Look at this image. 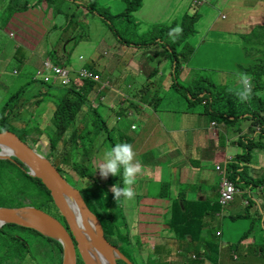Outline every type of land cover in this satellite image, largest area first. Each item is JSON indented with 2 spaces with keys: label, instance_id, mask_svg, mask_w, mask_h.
Segmentation results:
<instances>
[{
  "label": "rangeland",
  "instance_id": "rangeland-1",
  "mask_svg": "<svg viewBox=\"0 0 264 264\" xmlns=\"http://www.w3.org/2000/svg\"><path fill=\"white\" fill-rule=\"evenodd\" d=\"M73 2L74 0H38L36 6L33 7V9H38V12L33 11V15L29 16L28 13L30 12V9L24 11L23 13L25 14L20 21L21 27L19 28V32L23 34V37L26 40V42L24 43L25 45L17 40L15 34L17 35L18 33L15 30H12L13 36L8 33L7 37H0V52L3 48H6L10 53L8 61H6L4 64H0V112L4 111L7 101L12 99L17 93H21L20 98L18 99V105L15 107L14 111L20 113L18 115V121L21 122L22 120H24L27 122V120L29 119L27 127H32L37 132H44L43 134L39 135V140L34 143V147L41 150V155L44 154L47 157L50 155V141L48 136L51 135V133L55 130V126L51 122V105L54 106L53 95L59 93L60 90H58V88L54 86L55 88H53L51 91H48L49 89L45 85L33 83V76L39 77V72H42L53 65L58 66L61 70L68 71L70 74L69 77L72 80L97 78L99 87L101 88L96 90V92L104 93L106 95V98L110 99L111 105L112 103L115 104L118 96L119 99L121 98V96H124V93L122 91L123 87L116 86L121 85V83H126V85H129L131 87V91L134 95H138L140 90L143 91L144 94H148L149 101L146 103V105L152 104L155 107L160 106L158 109H160L161 107H178L179 104L177 102L170 101V98L173 96L178 100H183L180 107L182 111H184L185 109L194 111L192 118L201 121L205 120L203 115L200 113L204 109L202 104H199L198 102H184V100H186V95L180 92L181 89L178 90V88L173 87L169 91L170 88H165L164 85H168V78H146L147 76L143 74L145 73L143 72V68L145 65V61L146 63L151 62L150 60H148V55H151L152 58L155 59L153 61L154 63L158 64L159 62L162 66L169 67V71H172L173 78L175 76L174 82L179 81V84H183L187 87L191 86L192 84H202L205 82H207L206 88L209 90H215L213 85H215L218 89H222L224 87L221 85L227 84L228 91H233L240 87L236 75L220 73L214 70L193 71L192 73H190L191 75L188 80L186 79L187 77L183 78L186 71H182L181 68H177L178 71L176 75L173 74V72H175V61L172 65L170 59H165V56H167L166 51L163 52L162 50L159 51L153 49L152 46L154 45L153 42L156 41L154 39L159 38L160 29L162 26L163 29L166 27H170V29L172 30L173 28L175 29L177 27L181 29L182 22L179 25L172 24L170 26L165 25L167 22H163V25L158 26V30L154 31L153 28L150 31H147L144 30L143 27L139 28L138 26L136 30L135 21L132 20V18L130 21L125 20L121 22L119 21V19L113 20V24L119 29L120 34L127 38L130 42H147L144 43L147 45L143 44V48L145 49L144 51H140L138 48H135L133 46L129 47L128 50L126 47L119 44H117L116 46H111V44L114 43L113 41L116 40L113 38V36H109V39L107 41L104 40L102 44H98L102 40V38L107 35V33L110 34V30L105 26L104 20L100 21L98 19L99 17L94 15L92 11H89L87 7L81 5L80 2H84L86 4L85 6L93 8L95 13H102V9H104V7L102 6V3H104L103 0H75V3ZM73 5L80 10L76 7H73ZM70 7H73L71 9V13L75 14L76 16L73 22H71V19L68 20L64 16L55 17L56 15H58L59 11L64 13ZM83 7L87 12L84 13L83 16H81V13H83L84 11V9H82ZM1 9L2 5H0V10ZM67 13L69 12L67 11ZM199 14L201 16V21L199 23L201 31L205 26L209 24L211 20L213 22H221L218 17V11L214 9L212 5L204 4L200 6ZM223 15L227 16L226 12H224V10H221V16ZM190 16L191 15L188 14L187 17ZM8 19L9 17L4 12L0 13V30L4 28V25L7 23ZM261 25H264V20L261 22ZM54 27L56 28L54 29ZM238 27L236 29H238ZM244 27V25L241 26V29H244ZM249 29L250 27H248L246 31L249 32ZM212 33L216 34V31H213ZM232 34V31L224 34L222 42L217 39L206 41V43L202 45V49L205 53L199 55H191L187 63L196 64L199 62L207 61L214 68L218 69L220 67H224L228 62L232 61L231 59H233V55L235 52L234 47L229 44ZM166 35L169 36V38H167L164 35V39L167 40V42L171 41L172 43L176 42L178 44V38L175 34H173V36H170L168 34ZM174 36L175 38H173ZM77 37L88 41L80 40ZM77 40H79V43L75 45V42ZM158 42H160V39H158ZM189 44L192 46L191 43ZM210 46L223 47L224 52L211 54L206 50V48ZM47 50H54L61 63H56L51 58L44 57L43 53ZM121 50H124V52ZM151 50L153 52L150 53ZM182 50L183 47L178 46L176 52L172 51L174 60H177L178 55L176 53L180 52L181 55ZM18 51L19 53H17ZM132 51L133 54L131 53ZM96 55H98L97 58ZM180 55L179 58L181 57ZM130 56L131 58L128 61V58ZM24 57H27L24 62L21 63L18 61ZM100 57H103V60L97 62ZM157 57H161V60L156 61L160 59ZM67 61L69 62L68 64ZM96 63H98V65ZM130 65L134 66L137 70L130 69ZM228 66L230 67V64H228ZM91 68L100 70L101 75L97 76L95 72L90 70ZM116 73L121 74L122 78L116 77ZM159 75L170 77L168 75L167 69L162 70ZM115 78H119L120 82H118L117 85L111 86V82L112 80H115ZM195 78H197V80H195ZM150 79H152V82L149 81ZM106 82L110 84L106 86ZM65 83L66 81H63L58 84L64 85ZM254 86L255 82L254 80H252V88ZM258 86H262L264 88V77L260 80ZM262 97H264V93ZM91 98H94V94L91 96ZM129 105L130 104H127L122 110L118 111L116 109H110L112 111L113 118L115 119V123L110 124V127L116 126L117 128V132H115V134L113 133L114 136H112V139L115 140V142H129L130 144H132L136 152V159L139 160L143 166H145L149 163L151 164V158L153 154L160 156L163 151L161 147H157L162 143L159 142V140L161 139L153 140V134L160 128V119L164 122L165 116L161 112H159V115L154 117L153 114L149 112V109L151 110L152 106L150 105L148 109L147 107H144V104L139 102H135L134 104H132L131 111L128 110L127 112L126 107ZM104 112L105 107L99 108L100 114L104 115ZM116 113H119L117 115H119L120 117V120H118V122L116 121ZM181 119L182 116L180 113H178L176 120L180 122ZM194 121L195 120H193L192 122ZM109 122L110 121H108V123ZM170 123H174V120H171V117L167 118V124ZM223 126V123H218L217 128H213V130H220ZM229 127V133H231L230 138H232L233 135L237 133V130L240 127H242L243 129L242 134L248 136L254 135L253 129H250L247 126L246 122L236 123L233 126ZM15 128L17 133H21L18 127ZM81 128L82 126L78 127V133H80ZM118 128L121 130V133L125 135V138H131L132 140H126L125 138H122L120 131H118ZM140 135L145 136L141 140H138ZM106 136L107 134L103 132L98 137H95V143L93 144L88 154V158L91 157L90 163H86L87 166H92V169H94L96 173L98 172L99 174L100 172L98 168L102 161L103 152L107 148L112 146L111 142L104 143ZM217 138L219 139V136ZM217 138H215V140ZM202 139H205L207 141V145L205 147H208L210 149L213 148L215 152L219 154L217 156L214 155L215 158L211 162H208V168L212 167L213 174L217 176L216 179L218 182L220 178L218 172L222 173V171L217 170V166L216 168L214 167L215 163L219 161V163L221 162L220 164L224 167L225 165H227V163H231V161L228 160H232V158L236 155V152L234 153L227 146L221 147L219 145H216L217 147H215L212 144V136H210L208 133H205V130L201 131L199 137L200 142L202 141ZM103 143L105 148L101 147ZM171 145L172 143L168 142L166 144V147H169ZM198 146L200 147V152H198L197 155L192 156V160H190L191 157H188V159L186 160V162L188 161L191 163V167H188L190 169V173L186 171L185 175L189 174L190 176L191 172H193V174H197L198 166L196 165H198L202 160L201 152L206 150V148L203 145H200V143ZM236 148L239 152L240 149L238 147ZM94 152L95 156H93ZM261 159L262 157H259V161ZM258 165L261 166V162H259ZM215 169L218 172L215 171ZM259 169L260 171L251 166L248 172L246 171L247 174H245L244 179L247 180V178L249 177H257L258 175H260V172L262 176H264V174L262 173V169H264V167H261ZM122 172L123 169L121 168V173ZM225 174L227 175V170ZM114 177L117 180L122 181V175ZM200 181L202 183L204 182L203 180ZM115 184H120L121 187L123 186V184L120 182L109 184L108 189L110 190L111 194L110 196H108L107 194L103 195L102 203L104 208L116 214L118 225L123 226L124 221L126 222V210L123 206L127 204L130 207V200H127L124 203L125 199L121 198V200L117 203L114 198V194L111 191L112 186ZM239 189L241 190V192L239 194H236L235 200L233 201V206L235 208V212L233 215L236 217H233V219H231L230 216H228L231 214V212H228V209L231 208L230 204L224 207L223 205L220 206L217 203L210 209L209 212L213 213V216H211V214H208V217H206V219L209 217H213V219L210 221L208 220V222L205 223L206 229H202L204 227V223L201 226V229L203 231L205 230L203 240L208 244L211 243L212 251L210 248L209 250L207 249L208 246H206L205 249H195L194 247H190L188 250V254L180 255V252H182V248L178 247L174 241L166 240V242L162 241L157 245L156 240L153 237H150L148 238V245L152 250L149 253H143L154 255L156 254L154 253L155 248H165V246L168 245V253L174 257L169 261H175L171 264H216L225 259L227 261V264H264V240L261 238L263 234L258 228L260 224L256 222V207H251L252 211L250 210L249 218H237L238 216H243L246 213L245 201H248L249 198L253 200V197L257 194V190L256 188L252 189L251 193L253 196L249 194V185H247L245 181L240 184ZM204 196L205 194L203 193L202 197ZM4 200L6 201V199H1V201ZM209 201L217 202L214 198L210 199ZM0 204V207H16L25 203L22 202L17 204H2L1 202ZM37 206L40 207L41 205L33 204L32 206L26 205L23 207H34L38 210L44 211L41 208H37ZM96 215L95 217L97 218ZM259 215L264 216V212L259 210ZM167 219H169V217H167ZM129 221H131V218L129 219ZM190 224L192 225L193 222H191ZM192 228L194 230L195 224H193ZM19 231L23 232V234L28 237L33 235V232L28 228L20 229ZM122 231H124V227ZM191 233V236H194V239L196 240L198 237L197 233ZM173 239L177 240L176 236ZM215 249H217V251ZM260 249H262V251ZM120 251L124 253V255L131 262V259H133L136 264H155L150 256H146L143 254L141 255L140 253H133L136 256L137 261H135V259L131 256L129 249L124 246L121 247ZM194 253H200V259H202V261L198 259L199 257L197 255H193ZM31 254V257L27 259L25 264H33V253ZM166 254L167 252H162V255ZM39 257L43 261V256ZM156 258L158 257H155V260H157ZM229 258L231 259V261ZM53 264H57L56 261ZM132 264L134 263L132 262Z\"/></svg>",
  "mask_w": 264,
  "mask_h": 264
},
{
  "label": "trees",
  "instance_id": "trees-1",
  "mask_svg": "<svg viewBox=\"0 0 264 264\" xmlns=\"http://www.w3.org/2000/svg\"><path fill=\"white\" fill-rule=\"evenodd\" d=\"M9 1L15 4L14 8L10 6V9L13 12L14 9L18 12H24L36 6L34 4L33 6L31 5L32 0ZM124 1L126 3L125 11L122 14L116 15H113L106 8L102 9V13H95L93 8L85 6L86 4H80L87 7L89 11H92V13L99 17L101 21L104 20L105 26L110 30L109 32L112 33L118 42L120 41L123 44L130 45L133 42H130L127 38L120 34L119 29L113 24V20L119 19L121 22L125 20L130 21L132 18V20L135 21L137 30L139 23L133 17V14L142 6L143 0ZM207 1L208 0H194V4L196 6H200L207 4ZM73 3H75V0ZM73 7L76 6L73 5ZM73 7L67 9L69 13H67V11L64 13L59 11L58 15L55 17L64 16L68 20L71 19V22H73L76 18L75 14L71 13V9ZM199 19L200 14L198 12H194L190 17L183 19L181 25L182 32L177 36L178 44L176 42L172 43L171 41L167 42V40L164 39L165 36L169 38L166 34L169 35V32L172 30L170 27L163 29L162 26L159 38L154 39L156 40L153 42L154 44L160 43L164 46V48L166 47L167 50L165 49V51L167 52V56L172 65L175 61V75L178 71L177 68H181L183 63H187L189 61V57L195 51V48L186 42V40L189 36L196 32L195 27ZM55 28L56 27H54V29ZM77 38L80 39L79 37ZM158 39H160V42H158ZM240 40L247 55H259L257 60L258 63L256 62V64L241 70V72L250 74L253 77L252 80L255 82L251 99L248 102L240 103L236 96L233 95L235 90L228 91V88L226 87L222 89L214 87L215 90H209L206 88L207 82L202 84H192L187 87L183 84H179L178 81L174 82L175 84H172L169 91L173 87H176L178 90L181 89L180 92L182 94L186 95L185 97L188 102H198L199 104H202L204 109L200 113L206 119L205 124L211 122L224 124V128H221L218 131H210L216 132L215 136H219V143L226 145L234 153L236 152V155L232 158V160H228L231 161V163H227L226 165L227 177L237 188H240V184L245 181L246 184L249 185V194L252 195V189L256 188L257 195L261 196L260 198L262 199V202L254 199L252 200L250 198L248 201H245L246 213L243 216H238L237 218H249L250 210L252 211L251 207H256V222L260 224L258 228L264 235V216L259 215V210L264 212V176H262L260 172V175L257 177H249L247 180L244 179L245 174H247L246 171L248 172L249 168L254 164L257 165L259 157H264V97H262L264 88L262 86H258L260 80L264 77V25L255 26L249 33H240ZM78 43L79 40L75 42V45ZM178 46L183 47V50L181 55L180 52L176 53L178 55L177 60H174L172 51L176 52ZM43 54L44 57H49L54 62L61 63L54 50H47ZM179 55L181 56L180 58ZM68 63L69 62L67 61V64ZM90 70L95 72L97 76H100L94 68H91ZM97 80L71 79L70 83H66L62 86L50 83L43 84V79L33 76V83L45 85L48 87V91L55 88L54 86H57L58 90H60L59 93L53 95L54 106L51 105V122L54 124L55 130L48 136L50 141V155L48 157L45 155V157H47L46 159L53 164L58 172L72 186L80 191L89 210L94 215L97 213L96 216L103 227L106 239L112 245L121 250V247H126V245L130 243L129 234L125 232L124 224L123 226L118 225L116 214L104 208L102 198L105 194L110 196L111 192L108 189L109 184H114L116 182L122 183V181L117 180L113 175H109L107 178H102L98 172L96 173V171L92 169V166H87L86 164L87 162L90 163L91 157L88 158V154L95 143V137H98L100 134L105 132L107 136L104 143L111 142L112 145L119 143L118 141L115 142V140L112 139V136H114L113 133L115 134V132H117V128H107V122L113 119V114L110 109L115 110L116 108L111 105L110 99L106 98L104 93L96 92V90L101 88L99 87ZM195 80H197V78H195ZM93 94L94 98H91ZM20 95L21 93H17L12 99L7 101L4 111L0 112V129L16 133L23 142L41 154V150L34 147V143L39 140V135L44 132H37L34 128L27 127L29 119L27 122L24 120L21 122L18 121V115L20 113L14 111L15 107L18 105ZM138 95L143 96L145 94L140 90ZM101 107H105V112L103 113L104 115L99 113V108ZM244 122L247 123V126L250 129H253L254 135L248 136L242 134L243 129L240 127L237 130V133L230 138L231 133H229V126ZM79 126H82L80 133H78ZM15 127H18L21 133H17ZM208 128L209 126L206 127V130H208ZM120 134L122 138H125L123 133L120 132ZM125 139L132 140L131 138ZM104 143L101 146L102 148H105ZM236 147L240 149L239 152ZM161 149L163 150L164 148L161 147ZM217 155L219 154H216V156ZM93 156H95V152L93 153ZM190 160H192V157ZM1 199H6V201H1ZM1 202L2 204L25 203L16 207H23L26 205L32 206L33 204L41 205L40 207L37 206V208H41L46 213L57 218L67 228V230H69L65 218L56 207L49 190L40 179L34 178L29 174L28 169L22 162L13 157L10 159H0V203ZM217 203L221 206L219 202H214L213 205L215 206ZM206 214L207 211L202 209L197 218L191 216L188 222L179 224V227H183L186 231L187 228H192L190 222L193 221L195 228L200 230V234L201 226L204 223ZM124 223L126 222L124 221ZM173 226L176 230V225ZM123 227L124 231H122ZM24 228L25 227L14 224H6L0 228V264H25L27 259L31 257V253H33V264H53L55 261L57 264H62L63 249L61 244H59L56 240L47 238L39 232L29 228L28 229L33 232V235L30 237L25 236L23 232L19 231ZM263 235L261 238L264 240ZM207 246V249L209 250L210 248L212 251L211 243ZM215 250L217 251V249ZM260 250L262 251V249ZM77 254V264H85L83 258L81 257V253L77 251ZM122 254L124 255V253ZM39 256H43V261ZM131 260L134 264H136L133 259ZM116 264L127 263L119 259L116 261ZM216 264H225V262L223 260Z\"/></svg>",
  "mask_w": 264,
  "mask_h": 264
},
{
  "label": "crops",
  "instance_id": "crops-1",
  "mask_svg": "<svg viewBox=\"0 0 264 264\" xmlns=\"http://www.w3.org/2000/svg\"><path fill=\"white\" fill-rule=\"evenodd\" d=\"M37 1L38 0H32L31 5H36ZM103 1L104 3H102V6L108 9L113 15L122 14L126 9V3L124 0ZM80 3L85 4L84 2ZM0 5H2L0 13L4 12L9 17L7 23L4 25V28L0 30V37H7L8 33L13 36L12 30H15L18 33L17 35L15 34L17 40L24 44L26 40L23 37V34L19 32V28L21 27L20 21L25 13L18 12L15 9L13 12L10 9V6L14 8L15 4L10 2L9 0H0ZM205 5H212L214 9L218 11V17L221 22H213L211 20L209 24L205 26L201 31V28L199 27V23L201 21L200 16V19L195 27L196 32L193 35L189 36V38L187 39V42L191 43L195 48V51L192 55L205 53L202 49V45L206 43V41L217 39L222 42L224 34L232 31L233 34L231 35L229 44L235 49L233 59H231L232 61L228 62L224 67H220L218 69L211 66L207 61L199 62L196 64L183 63L181 70L186 71L183 78L187 77L186 79L188 80L191 75L190 73H192L193 71L207 70H214L220 73L236 75L237 73L241 72L243 68H248L249 66L256 64L259 55L249 56L245 53L244 46H242L241 44L240 33H249L255 26L261 25V22L264 20V0H208L207 4ZM200 6H196L194 4V0H143L142 6L133 14V17L139 23V28L143 27V29L147 31H150L154 28V31H156L158 30V26L163 25V22H167L165 25L169 26L172 24L179 25L183 21V19L188 16V14L193 15L194 12L199 13ZM82 9H84V7ZM221 10H224L227 16H221ZM33 11L38 12V9L30 8V12L28 13L29 16L33 15ZM86 12L87 11L84 9L83 13H81V16H83ZM98 19L101 21L100 18ZM243 25L245 27L244 29H241V26ZM237 27L238 29H236ZM248 27H250V29L248 30L249 32L246 31ZM213 31H216V34H213ZM109 36H113L111 32L110 34L107 33V35L104 36L98 44H102L104 40L107 41L109 39ZM113 38L115 39L114 36ZM82 40L88 41L85 39ZM113 42L114 43H112L111 46H116L117 44H119L126 47L128 50L131 46L138 48L140 51L145 50L143 48L144 43H132L130 45H126L118 42L117 40H114ZM158 44L159 45L154 44L152 48L159 51L162 50L164 52V46H162V44L160 43ZM206 50L211 54L224 52V48L220 46H210L206 48ZM121 51L124 52V50ZM151 52L153 51L151 50L150 53ZM17 53H19V51ZM131 53L133 54V51ZM9 56L10 53L8 52V50L6 48H3L0 52V64H4L6 61H8ZM131 56L128 58V61ZM148 56V60H150L151 62L146 63L145 61V65L143 68V72L145 73L143 74L147 76L146 78H168V85L164 86L165 88H171L172 84H175V76L173 78L172 71H169L168 66H162L159 62L158 64L154 63L153 61L155 59L152 58L151 55ZM97 57L98 55H96V58ZM157 58L160 59L156 61L161 60V57ZM25 59H27V57H24L18 61L22 63ZM165 59L168 60V56H165ZM102 60L103 57H100L97 62H100ZM96 64L98 65V63ZM228 64H230V67L228 66ZM130 69L137 70L134 66H131ZM166 69L171 79L170 77H165V75H159L162 70ZM95 70L101 75L100 70ZM115 76L122 78L121 74L119 73H116ZM149 81L152 82V79H150ZM60 82H52L50 84L60 85L58 84ZM118 82H120L119 78H115V80H112L111 86L117 85ZM109 84L108 82H106L105 85L107 86ZM213 86L216 87L215 85ZM221 86L227 88V84ZM116 87H123L122 91L124 93V96H121L120 99L119 96L117 97L115 104L112 103V106L116 108L117 111L122 110L127 104L130 105L127 106L126 109L131 111L132 104H134L135 102H139L144 104V107H147L148 109L151 105L152 109H149V112H151L154 117L159 115V112H161L165 116L164 122L160 119L161 126L153 134V140L161 139L159 140V142H162L157 147H163L164 149L160 156L153 154L151 158V164L149 163L148 165L143 166L142 173L137 176L136 183L134 185L136 196L134 199H131L129 201L131 210L127 204H123V207L126 210V223H124L125 232L129 234L130 240V243L126 245V248L130 250V252L132 253L131 256H133L135 261L137 260L136 256L133 253H140L141 255L143 254L146 256H150L155 264H171L175 261H169L174 257L168 253V245H166L165 248H155L154 253L156 254L154 255L143 253H149L152 250L148 245V238L153 237L156 240L157 245L162 241L166 242V240L174 241L178 247L182 248V252H180V255L188 254V250L190 247H194L195 249L206 248L208 243L204 242L203 240L205 230L203 231L201 229V233L199 234L200 230H198L197 228L193 230L189 227L185 231L183 227H179V224L188 222L191 216L197 218L200 215L202 209L207 211L206 217H208V214H211V216H213V213L209 212L210 209L214 206V201L209 200L214 198L217 202H219L220 181L223 175L221 172H218L215 169V171L219 173L220 177L219 181L217 182V176L213 174L212 167L208 168V162H211L215 158L217 153L213 148L210 149L208 147H205L207 145V141L205 139H202V141L200 142L199 137L201 131L205 130V133H208L210 136H212V144L215 147H217L216 145H219L221 147H225L226 145L219 143L217 138L218 136L214 137L216 132L210 133L213 128H217L218 123L211 122L205 124V118V120L203 121L193 119L192 115L194 114V111L187 109L182 111V109L180 108L183 100L178 101V99L173 96L170 98V101H178V107H161L160 109H158L160 106L155 107L152 104L146 105V103L149 101L148 94H145L143 96H139L137 94L134 95L131 91V87L129 85H126V83H121V85H118ZM184 102L189 103L188 100H184ZM178 113H180L182 116L180 122L176 120ZM169 117H171V120H174V123L167 124V118ZM116 119L117 122L118 120H120L119 115L116 116ZM193 120L195 121L192 122ZM112 123H115L114 118L110 120L109 123L107 122V128H116V126L110 127V124ZM204 126L205 128L209 126L208 130H206ZM222 128H224V126ZM118 131L121 132L119 128ZM145 135H140L138 140H141ZM215 138L217 139L215 140ZM168 142H171L172 145L166 147V144ZM199 143L200 145H203L206 150L201 152L202 160L198 165H196L198 166L197 174H193V172H191L190 176L189 174L185 175L186 171L190 173V169L188 167H191V163L188 161L186 162V160L188 159V157L197 155V153L200 152V147L198 146ZM259 162H261V166L258 165ZM259 162L257 163V165H253L258 171H260L259 168L264 167V157H262ZM220 163L219 161H217L214 167L216 168V166L221 165ZM225 168L226 165L223 167V169ZM262 171V173L264 174V169H262ZM200 180H203L204 182L202 183ZM203 193L205 194L204 197H202ZM260 197L261 196L256 194L254 196V200L262 202V199ZM125 201L127 200L125 199L124 203ZM233 203L234 202L230 203L231 208L228 209V212H231V214L228 215L231 219H233V217H236L233 215L235 212ZM167 217H169V219H167ZM130 218L131 221H129ZM212 219L213 217H209L207 219L205 218L203 229L205 228V223H207L208 220L210 221ZM173 225H176V230ZM191 232L197 233L198 237L196 240L194 239V236H191ZM175 236L177 240L173 239ZM163 251L167 252V254L162 255ZM193 255H197L199 257L198 259H200V253H194ZM155 257H158L156 258L158 261L155 260ZM200 260L202 261V259ZM224 262L225 264H227L226 259L224 260Z\"/></svg>",
  "mask_w": 264,
  "mask_h": 264
},
{
  "label": "water",
  "instance_id": "water-1",
  "mask_svg": "<svg viewBox=\"0 0 264 264\" xmlns=\"http://www.w3.org/2000/svg\"><path fill=\"white\" fill-rule=\"evenodd\" d=\"M0 149V159H18L32 177L42 181L65 218L70 232L57 218L34 207H0V227L14 224L33 229L47 238L56 240L63 249L62 264H77V251L81 253L85 264H100L99 259H93L96 250L104 254L107 264H116L119 259L132 264L119 248L106 239L100 221L89 210L80 191L58 172L45 155L29 147L11 131L0 133ZM65 194H70L79 206L78 214L83 217L85 231L77 226L73 211L65 205Z\"/></svg>",
  "mask_w": 264,
  "mask_h": 264
},
{
  "label": "clouds",
  "instance_id": "clouds-1",
  "mask_svg": "<svg viewBox=\"0 0 264 264\" xmlns=\"http://www.w3.org/2000/svg\"><path fill=\"white\" fill-rule=\"evenodd\" d=\"M182 29L179 27L173 29L169 35L173 36L175 34L178 36L181 34ZM175 38V36L173 37ZM238 84L240 85L237 88L233 95L236 96L237 100L240 103H246L251 99L252 96V79L253 77L245 72H239L236 74ZM43 84H46L43 82ZM4 132L3 129H0V133ZM121 168L123 172L121 173ZM102 177L107 178L109 175L121 176L122 175V184H115L112 186V193L117 203L124 198L126 200L134 199L136 196V191L134 185L136 183V178L142 173L143 165L136 159V152L132 144L123 142L116 143L103 152L102 161L98 168ZM64 203L68 206L74 213L76 218L77 226L85 231V225L83 223V217L78 214V205L73 201V198L70 194H65ZM1 228V227H0ZM93 259H99L100 264H107V258L100 250H96L95 256Z\"/></svg>",
  "mask_w": 264,
  "mask_h": 264
},
{
  "label": "built area",
  "instance_id": "built-area-1",
  "mask_svg": "<svg viewBox=\"0 0 264 264\" xmlns=\"http://www.w3.org/2000/svg\"><path fill=\"white\" fill-rule=\"evenodd\" d=\"M206 1V0H204ZM39 77L44 80V83H52V82H65L70 83V74L68 71L61 70L58 66H51L48 69L39 72ZM97 80V78H95ZM65 83V84H66ZM217 170L222 171V178L220 181V188H219V203L224 207L229 205L235 200L236 194L240 193L239 188H237L226 176V168L223 169L222 166L218 165ZM225 170V171H224Z\"/></svg>",
  "mask_w": 264,
  "mask_h": 264
}]
</instances>
